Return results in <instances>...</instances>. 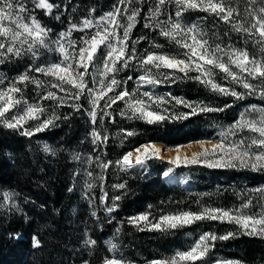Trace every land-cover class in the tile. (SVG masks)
Masks as SVG:
<instances>
[{"label":"snow or ice","instance_id":"snow-or-ice-1","mask_svg":"<svg viewBox=\"0 0 264 264\" xmlns=\"http://www.w3.org/2000/svg\"><path fill=\"white\" fill-rule=\"evenodd\" d=\"M144 2L145 0H116L112 9L98 18L94 17L95 9L92 8L79 23L69 21L67 30L59 32L53 38L52 29L42 24L34 11L41 9L45 15L51 16L53 9L59 5L51 3L50 0H32L34 7L29 9L24 0H0V65L29 60L23 71L13 77L0 72V127L32 137L56 126L55 122L61 119L58 112L60 108L69 107L74 112L83 110L92 126L89 133L91 142L99 150L100 145L107 146L109 136L106 129L103 132L97 129L98 114L101 127L105 117L112 118V122H115L109 109L118 101L124 104L119 110L121 117L142 120L147 124L160 123L166 119H187L201 113L223 112L233 107V104L213 106L202 101H188L183 97H173L170 93L159 95L154 89L161 84L188 79L218 95L231 96L234 100L253 96L264 100V0H246L243 13L238 6H234L233 0H153L144 17L143 27L157 32L159 37H163L179 51H157L163 49L164 45L152 39L149 40V46L138 54L136 45L149 38L138 36L132 39V30L139 22L138 17L142 11L141 7L132 5H142ZM189 11L215 16L218 21L228 24L231 31L241 34L245 45L251 42L257 51L250 53L247 47L210 42L206 39L207 32L199 22H183L184 13ZM60 18V15L55 16L57 21ZM199 19L203 21L207 17ZM73 31L83 35L79 39H73ZM129 40H132L131 47ZM46 53L54 54L56 58L42 59ZM90 67L93 69L91 72ZM130 67L140 72L132 90L127 87L128 81L133 79L132 76L129 75L123 80L117 78L121 71L129 70ZM217 70L223 74L221 80L227 81V86L217 81ZM29 85L35 92L33 100L25 95ZM145 86L152 90L141 92V88ZM81 97L87 100V108L79 103ZM44 101H52L51 111ZM101 101H104L103 105ZM173 101L190 111L170 113L167 105ZM69 118L70 114L63 115V119ZM30 121L33 123L29 124ZM122 132L125 138L136 134L135 130ZM217 135L218 140L198 141L203 151L194 153L191 159H182L177 155L167 163L180 167L182 164L203 161L206 166L213 168L239 167L264 172V107L247 106L236 121ZM206 144L213 146L209 149L204 147ZM181 147L183 145L168 146L166 150L179 152ZM42 150L55 154L47 144L43 145ZM161 151L155 142H147L122 154L114 165L112 161L97 157L95 163L101 169L98 179L103 182L104 173L112 166L123 172L135 167L146 168L149 160L163 159ZM73 159L80 160V156L75 154ZM87 163L89 166L93 163L91 156L87 158ZM171 172L172 169H168L163 172V176L169 177ZM86 175V192H90L94 187L93 173L86 171ZM113 188L125 190L127 182L114 184ZM250 192L258 195H249L246 199L241 196L243 202L230 209L202 207L199 211L169 212L158 217L152 216L151 212H141L128 217L126 222L139 231L159 232L190 227L200 221L236 225L235 230L220 235L204 232L186 248L146 262L209 264V253L217 240L227 241L240 235L264 239V187L252 189ZM13 195L6 193L3 200L11 202L10 210L22 212L23 209L14 202ZM86 198L90 202L93 199L87 195ZM122 198L121 195L114 196L111 204H108V193L104 191L100 199L106 204V211L111 214L117 210V201ZM91 215L95 217L96 212L92 211ZM25 218L27 219L26 214ZM116 232L119 233L120 229L117 228ZM96 244L97 241L90 236L84 240V245L89 248H94ZM108 245L107 251L110 255L104 256L100 264H134L124 257L116 243L108 241ZM32 246H41V241L35 236ZM83 264L89 262L84 261ZM212 264L244 262L226 259L223 262L212 260Z\"/></svg>","mask_w":264,"mask_h":264},{"label":"trees","instance_id":"trees-1","mask_svg":"<svg viewBox=\"0 0 264 264\" xmlns=\"http://www.w3.org/2000/svg\"><path fill=\"white\" fill-rule=\"evenodd\" d=\"M24 2L29 9L34 7L32 0ZM50 2L59 5L53 9L51 16L45 15L41 9H35L34 14L42 24L52 29L54 38L59 32L67 30L69 21L79 23L92 8L95 9L94 17L98 18L110 11L116 0ZM245 2L246 0H233L234 6H238L241 13ZM152 3L153 0H145L142 5H132L142 8L139 22L131 33L132 39L138 36L149 38L136 45L137 53L147 48L149 40L152 39L164 45L163 49L157 51H179L163 37H159L157 32L143 27L144 17ZM56 15H60L59 21L55 19ZM200 17L207 19L200 21ZM163 18L162 16L161 19ZM182 19L186 24L199 22L207 32L206 39L210 42L247 47L250 53L257 51L251 42L245 45L241 34L231 31L228 24L218 21L215 16L189 11L184 13ZM82 35L81 32L73 31L72 38L79 39ZM128 44L131 47L132 40H129ZM55 58L54 54L47 53L42 57ZM28 63V59L5 63L0 65V72L13 77L23 71ZM92 70L90 67L89 72ZM217 73V81L227 86V81L221 80L223 74L218 70ZM129 75L133 79L128 81L127 87L132 90L140 75L139 71L130 67L129 70L121 71L117 78L123 80ZM91 86L89 82V87ZM144 90L152 89L145 86L141 88V92ZM237 90L243 91L240 88ZM154 91L159 95L170 93L173 97H183L188 101H202L213 106L233 104V107L223 112L201 113L187 119H166L160 123L147 124L142 120L121 117L119 110L124 104L118 101L109 109L115 122H112V118L105 117L101 127L98 114L96 127L101 132L106 129L109 136L107 146L100 145L99 150L98 146L91 142L89 133L92 126L83 110L74 112L69 107L60 108L58 112L61 119L55 122L56 126L32 137H25L16 131L0 127V264H83L84 261L100 264L104 256L110 255L107 251L108 241L116 243L124 257L134 264H146L149 260L186 248L204 232L210 231L220 235L236 229L234 224L200 221L190 227L171 232L139 231L126 220L141 212H151L152 216L158 217L169 212L199 211L202 207H238L243 202L241 196L245 199L249 195L255 197L258 194L250 190L264 187V172L239 167L213 168L204 163L182 164L176 167L168 164V160L163 158L149 160L146 168L135 167L128 172L112 166L104 173L103 182L98 179L101 169L96 166L97 157L112 161L114 165L122 154L140 146L143 141L147 143L160 140L161 143L163 141L177 146V143L180 145L185 144V141H199L198 139L218 140L217 133L236 121L247 106L264 107V100L259 97L234 100L231 96L218 95L200 83L188 79L161 84ZM25 95L29 100L35 99L31 85ZM43 103L49 106L51 111L52 101ZM79 103L84 108L88 107L84 97H81ZM100 103L103 105L104 101ZM167 107L172 114L190 111L183 105H176L174 101ZM66 113L70 114L67 120L63 119ZM122 130H135L136 134L125 138ZM41 142L50 145L55 154L44 152ZM75 154L80 156V160L73 159ZM89 156L93 159L91 166L87 163ZM168 167H173L172 172L183 176L190 184H184L179 179L165 178L163 172ZM86 171L93 173L94 187L90 192H86ZM125 181V190L113 188L114 184ZM104 191L108 193V204H111L114 196L123 197L117 201L119 207L111 214L106 211V204L100 199ZM6 193L14 194L13 200L23 209L22 212L10 210L11 202L3 200ZM86 195L93 198L91 202ZM256 210L258 211V208ZM92 211L96 212L95 217L91 215ZM117 228L120 229L119 233L116 232ZM85 233L97 241L94 248L84 245L87 238ZM34 236L41 241L39 248L32 246ZM209 257V263L212 260L223 262L233 259L244 264H264V239L240 235L227 241L217 240Z\"/></svg>","mask_w":264,"mask_h":264},{"label":"bare ground","instance_id":"bare-ground-1","mask_svg":"<svg viewBox=\"0 0 264 264\" xmlns=\"http://www.w3.org/2000/svg\"><path fill=\"white\" fill-rule=\"evenodd\" d=\"M197 142L198 141H191V142L188 141V143L185 142V145H183V147L180 148L179 152H176L175 150H166L167 149L166 147H168V146H165V148H164L163 144L160 142H155V143H156L157 147L162 149L161 156L164 159L169 160V159H174L177 155H179L181 158H184V157H187V156L197 152L198 150L202 149L201 145ZM143 144H144V142H143ZM206 145H208V144H206ZM209 145H211V144H209Z\"/></svg>","mask_w":264,"mask_h":264},{"label":"rangeland","instance_id":"rangeland-1","mask_svg":"<svg viewBox=\"0 0 264 264\" xmlns=\"http://www.w3.org/2000/svg\"><path fill=\"white\" fill-rule=\"evenodd\" d=\"M202 139H207V138H202ZM198 140H201V139H198ZM212 140V139H211ZM157 142H160L161 143V141H157ZM42 143V145H45L46 144V142H41ZM162 144H163V146H164V148H165V142H163L162 141ZM180 145H185V144H180ZM139 146V145H138ZM162 146V147H163ZM166 146H175V145H170V144H168V145H166ZM212 144L211 145H205L204 147H207V148H209V149H211L212 148ZM166 148H168V147H166ZM134 149V148H133ZM203 151V148L202 149H200V150H198L197 152H195V153H201ZM194 154V153H193ZM193 154H191V155H189V156H187V157H184V158H188V159H191L192 158V155ZM184 158H182V159H184ZM201 163H203V161H201ZM173 169V167H168L165 171H167L168 169ZM165 178H168V179H171V180H173V179H179L182 183H184V184H190L189 182H188V180L186 179V178H184L183 176H180V175H178V174H175L174 172H171L170 173V175H169V177H165ZM209 264H212V262H210Z\"/></svg>","mask_w":264,"mask_h":264},{"label":"water","instance_id":"water-1","mask_svg":"<svg viewBox=\"0 0 264 264\" xmlns=\"http://www.w3.org/2000/svg\"><path fill=\"white\" fill-rule=\"evenodd\" d=\"M147 141H149V140H147ZM158 141H160V140H158ZM143 142H144V141H143ZM185 142H187V141H185ZM177 144H178V143H177ZM166 145H168V144H165V146H166ZM175 145H176V144H175ZM218 261H221V260H218Z\"/></svg>","mask_w":264,"mask_h":264}]
</instances>
